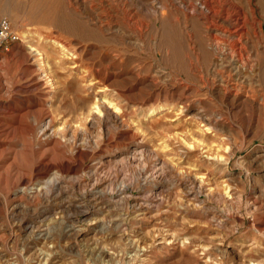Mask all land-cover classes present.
I'll list each match as a JSON object with an SVG mask.
<instances>
[{
  "label": "rangeland",
  "instance_id": "1",
  "mask_svg": "<svg viewBox=\"0 0 264 264\" xmlns=\"http://www.w3.org/2000/svg\"><path fill=\"white\" fill-rule=\"evenodd\" d=\"M201 2L0 0V264H264V40L227 79Z\"/></svg>",
  "mask_w": 264,
  "mask_h": 264
},
{
  "label": "bare ground",
  "instance_id": "2",
  "mask_svg": "<svg viewBox=\"0 0 264 264\" xmlns=\"http://www.w3.org/2000/svg\"><path fill=\"white\" fill-rule=\"evenodd\" d=\"M243 3L244 5L240 6L231 0H202L201 3L191 4L190 7V18H195L201 24L204 36L208 41L212 40L217 49L220 47L219 37L216 38L213 33L216 32L222 36L221 43L224 45V49L220 48L219 62L220 66L224 67L225 65L229 68L228 74H226L227 79L238 76L239 67L244 61L241 56L242 52H240L242 39L248 37V39L256 38L258 42L264 40V23L254 17L252 1L243 0ZM262 4H264V0H262ZM188 36L192 38V35ZM248 67H250L249 64ZM107 103L112 105L109 101Z\"/></svg>",
  "mask_w": 264,
  "mask_h": 264
},
{
  "label": "built area",
  "instance_id": "3",
  "mask_svg": "<svg viewBox=\"0 0 264 264\" xmlns=\"http://www.w3.org/2000/svg\"><path fill=\"white\" fill-rule=\"evenodd\" d=\"M17 34L13 31L6 18L0 19V51L7 49L11 42L17 41Z\"/></svg>",
  "mask_w": 264,
  "mask_h": 264
}]
</instances>
